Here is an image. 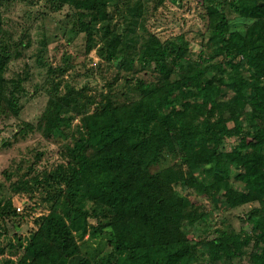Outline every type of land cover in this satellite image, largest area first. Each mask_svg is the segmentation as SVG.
Instances as JSON below:
<instances>
[{"label":"trees","instance_id":"trees-1","mask_svg":"<svg viewBox=\"0 0 264 264\" xmlns=\"http://www.w3.org/2000/svg\"><path fill=\"white\" fill-rule=\"evenodd\" d=\"M58 1L72 7L70 28L84 35L86 54L96 49L119 69L152 73L133 77L138 98L119 102L107 92L93 109L87 85L59 91L55 82L43 133L66 140L62 159L12 184L14 192L39 188L50 210L25 235L14 221L0 264H97L77 240L87 232L107 236L103 264H191L198 249L206 264H264V1L197 0L207 29L196 51L184 33L162 38L146 27L153 0ZM2 2L0 113L17 114L24 78L6 74ZM188 191L217 210L249 205L250 227L206 226L191 236L209 211ZM19 214L12 195L0 199V238ZM7 248L18 255L3 257Z\"/></svg>","mask_w":264,"mask_h":264},{"label":"rangeland","instance_id":"rangeland-1","mask_svg":"<svg viewBox=\"0 0 264 264\" xmlns=\"http://www.w3.org/2000/svg\"><path fill=\"white\" fill-rule=\"evenodd\" d=\"M263 2L264 0H260ZM2 9L5 20V32L2 41L10 48L12 60L6 72L8 78H24V88L19 101V113L10 110L0 113V199L13 196V202L19 216L9 220L8 235L0 238V245L14 239V221H18V233L25 235L37 226L35 218L50 210V202L43 199L44 194L34 187L32 194L24 191L14 192L12 184L23 176H33L39 169H50L61 157V148L65 139L55 141L43 133L42 114L49 97L67 86L87 85L92 94L91 109L102 99V94L110 92L119 102L130 101L140 96L134 78L138 75L148 78L152 70L131 72L119 69L116 63L105 62L96 49L85 53V37L71 31L73 9L58 0H3ZM203 6L197 0H153L144 16V23L151 31L162 38L184 33L191 40L192 48L200 49L207 21ZM115 16V11L110 10ZM240 19H233V26H239ZM242 25H240L241 27ZM64 67V72L61 70ZM82 122L81 116L73 121ZM29 126L24 132L22 127ZM226 145L230 147L231 141ZM181 189V188H180ZM191 191H188V194ZM191 195L201 199L209 213L196 225L189 227L191 236L200 233L204 227H216L229 231L250 227L245 219L249 205L224 211L214 208L209 197ZM63 200L58 203L63 206ZM96 223L95 218H90ZM82 253L97 264H103L101 258L109 251L107 236L104 234L85 235L76 233ZM202 248V247H201ZM203 250V249H202ZM201 249L191 258V264H206L208 255ZM9 248L2 254L17 256Z\"/></svg>","mask_w":264,"mask_h":264}]
</instances>
